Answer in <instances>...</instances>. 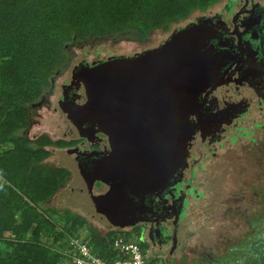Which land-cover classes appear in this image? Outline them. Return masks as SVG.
<instances>
[{"label":"flooded vegetation","instance_id":"flooded-vegetation-1","mask_svg":"<svg viewBox=\"0 0 264 264\" xmlns=\"http://www.w3.org/2000/svg\"><path fill=\"white\" fill-rule=\"evenodd\" d=\"M200 13L174 31L201 24L204 35L197 41L212 77L188 111L191 134L179 165L167 163L161 172L167 180L159 179L158 168L151 176L139 172L136 178L129 175L126 163L122 168L123 155L114 151L104 132L106 113L91 106L80 77L87 63L73 70L55 100L54 110L68 125L59 139L65 145L55 147L59 164L52 167L64 171L65 181L58 188L64 201L60 212L76 215L91 235L126 232L140 244L146 260L160 258L165 264L183 263L194 252L191 230L186 229L185 241L181 231L203 197L199 177L227 169L228 151H220L225 142L232 145L242 133L264 129V0H224L219 11ZM194 261L211 264L204 257Z\"/></svg>","mask_w":264,"mask_h":264},{"label":"trees","instance_id":"trees-1","mask_svg":"<svg viewBox=\"0 0 264 264\" xmlns=\"http://www.w3.org/2000/svg\"><path fill=\"white\" fill-rule=\"evenodd\" d=\"M218 1L0 0V149L13 144L0 154V173L9 189L6 198L0 191V235L10 228L18 239L32 227L42 226L44 234L53 230L43 215L47 208L39 202L57 192L65 181L64 171L42 161L49 155L45 146L61 147L65 142L46 134L30 140L23 128L31 123L30 104L46 96V90L52 89L51 76L68 66L72 51L66 44L77 46L123 35L143 41L152 30L168 29L193 10L205 11ZM20 193H28L29 201ZM55 215H59L57 210L51 216ZM61 216L62 229L51 236L64 249L67 233L73 234V225L80 222L71 213ZM16 218H20L18 223ZM251 225L253 234L229 249V254L247 258L250 251V264H264V203ZM113 238L96 235L89 238V244L94 253L111 261L117 257L110 249ZM14 246L0 238V264H71L51 248L34 247L26 241ZM228 256L218 257L214 263L223 264ZM6 258L11 261L6 262Z\"/></svg>","mask_w":264,"mask_h":264},{"label":"rangeland","instance_id":"rangeland-1","mask_svg":"<svg viewBox=\"0 0 264 264\" xmlns=\"http://www.w3.org/2000/svg\"><path fill=\"white\" fill-rule=\"evenodd\" d=\"M223 3L224 0H219L207 8L205 10L206 13L219 11ZM200 14V10L195 9L185 19L171 23L168 31L164 28L152 30L147 39L143 41L123 35L124 37L115 40H95L77 46L72 45V42L67 43L66 46H70L72 51L71 60L65 70L61 73L56 71L51 76L52 92L50 89L46 90V96L43 95L30 104V107L33 108L31 123L27 128H23L26 137L32 140L46 134L54 141L64 137V132L67 131L68 125L62 113L54 110L56 106L55 100L61 84L69 80L73 70L79 64L87 63L91 65L114 56H131L155 49L167 40L170 32L184 26ZM242 134L232 145L225 142L220 150L228 151V154H226L229 160L227 169L215 175L202 174L197 181L200 190L204 189L203 197L201 200L196 201L193 210L194 214L190 216L184 231H181L182 238L185 241L186 229L191 230L189 242L192 244L194 252L188 254L186 260L183 263L179 262V264H195L194 258L197 257L207 258L211 260V264H215V259H218V257L223 258V256L227 257L228 255L230 256L225 261L223 260V264H250L252 257L250 251L247 253V258H244L229 254V249L240 245L241 241L253 234L251 219L260 216L264 203L260 192L262 187H264V129L256 130L253 135ZM247 137L249 139L254 137L255 139L251 142ZM12 146L13 144L11 143L3 145L4 148L0 149V154L4 150L12 148ZM44 149L49 152V155L43 159L42 163L50 168L58 165V153L55 146H45ZM230 156L233 157L232 160ZM256 187L259 189L258 192L253 189ZM59 190L51 197L39 202V205L47 208L43 215L45 220L53 226L51 233L44 234L42 226L36 227V229L32 227L22 234L23 238L18 239L14 235L13 228H10L8 231L2 232L0 238L13 243L14 247L26 241L27 244L34 247L51 248L53 252L61 256L62 249L58 247L60 241H53V236H51L61 230L64 224L63 216H61L63 212H60L64 201L58 195ZM0 191L4 198L9 195L8 183L1 173ZM236 192L240 195L237 196ZM20 195L23 200L29 201L28 193H20ZM55 210L59 212V215L53 217L51 215ZM16 219L18 223L20 218ZM67 225H70V223H67ZM73 228H75L72 230L73 234L67 233V236L74 235V233L82 237H88V239L96 236L91 235L92 233L90 234L89 231L81 227V224H74ZM115 236L116 234H109L104 238L110 239ZM128 236L133 239L130 234ZM20 251L22 255L25 254V250ZM10 261L11 259L6 258V262ZM170 263L171 261L168 262V264ZM147 264H165V262L160 258L157 260L148 259Z\"/></svg>","mask_w":264,"mask_h":264},{"label":"water","instance_id":"water-1","mask_svg":"<svg viewBox=\"0 0 264 264\" xmlns=\"http://www.w3.org/2000/svg\"><path fill=\"white\" fill-rule=\"evenodd\" d=\"M202 35L201 24L194 23L155 49L99 61L79 72L89 103L106 113L104 132L132 177L151 176L158 168L159 179L167 180L161 175L165 164L178 166L184 155L191 134L188 111L212 77L201 59L197 39Z\"/></svg>","mask_w":264,"mask_h":264},{"label":"built area","instance_id":"built-area-1","mask_svg":"<svg viewBox=\"0 0 264 264\" xmlns=\"http://www.w3.org/2000/svg\"><path fill=\"white\" fill-rule=\"evenodd\" d=\"M110 249L117 257L108 261L93 252L88 237L68 235L61 254L71 264H147L140 244L127 240L123 234H117L112 239Z\"/></svg>","mask_w":264,"mask_h":264},{"label":"crops","instance_id":"crops-1","mask_svg":"<svg viewBox=\"0 0 264 264\" xmlns=\"http://www.w3.org/2000/svg\"><path fill=\"white\" fill-rule=\"evenodd\" d=\"M116 235H117V234H116ZM123 235H125V237H126L127 240L136 241V240H134V239L129 238V236H128V234H127L126 232H124ZM146 262H147V260H146Z\"/></svg>","mask_w":264,"mask_h":264}]
</instances>
